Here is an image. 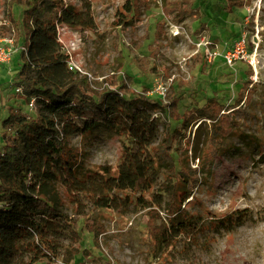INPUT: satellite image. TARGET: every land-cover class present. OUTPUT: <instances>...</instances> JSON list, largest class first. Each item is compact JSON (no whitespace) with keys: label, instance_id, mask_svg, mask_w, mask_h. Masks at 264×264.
<instances>
[{"label":"rangeland","instance_id":"374dc122","mask_svg":"<svg viewBox=\"0 0 264 264\" xmlns=\"http://www.w3.org/2000/svg\"><path fill=\"white\" fill-rule=\"evenodd\" d=\"M6 1L0 0V57H7L0 59V119L11 105L34 111L15 90L20 45ZM62 1L81 7V0ZM88 1L95 29L59 25L62 49L66 52L70 40H79L70 59L92 89L125 85L159 105L151 109L158 124L154 143L178 125L167 116L172 101L183 113L214 97L227 106L233 127L210 167L193 158L211 141L208 122L199 129L190 125L177 138L189 165L199 164L200 170L185 202L190 227L177 232L169 247L154 254L147 234L149 209L165 217L167 196L159 189L158 172L153 187L130 194V203L124 200L127 193L116 192L117 204L111 208L57 186L58 209L76 221L80 241L66 263L70 239L62 234L55 261L43 258L36 264H264V0H234L231 10L226 0H137L139 11L133 17L122 8L127 0ZM14 18L20 24L18 13ZM239 44L231 62L219 57L234 53ZM69 146L84 168L105 165L115 171L121 161V138L102 126L71 136ZM239 211L248 215L242 223L221 224ZM92 223L103 232L94 236L87 229Z\"/></svg>","mask_w":264,"mask_h":264},{"label":"trees","instance_id":"16d2710c","mask_svg":"<svg viewBox=\"0 0 264 264\" xmlns=\"http://www.w3.org/2000/svg\"><path fill=\"white\" fill-rule=\"evenodd\" d=\"M226 2L228 10L236 6L234 0ZM138 4L127 0L122 8L133 17ZM6 8L20 45L14 84L25 105L33 99L34 111L27 113L11 105L0 119V264H36L43 258L55 261L57 239L64 233L70 249L63 260L70 262L80 236L76 221L58 209L57 186L72 196L86 194L97 207L111 208L117 204L116 192L127 193L124 200L130 203V194L153 187L158 172L162 176L159 189L167 196L165 217L149 209L147 234L154 254L169 247L177 232L190 227L185 202L192 196L200 170L199 164L189 165L181 145H176L177 138L190 125L197 124L199 129L208 122L211 141L193 158L203 168L210 167L233 127L225 113L227 106L212 97L179 113L177 101H172L166 112L178 125L154 143L158 124L151 109L159 107L157 103H149L142 93L125 85L94 90L85 75L68 69V55L57 28L94 30L88 0H81L79 9L62 0H7ZM15 13L20 15V24ZM98 126L121 138V161L115 171L105 165L84 168L79 153L69 146L71 136L90 133ZM247 216L243 211L231 214L221 224L242 223ZM87 229L94 236L103 232L94 223Z\"/></svg>","mask_w":264,"mask_h":264},{"label":"built area","instance_id":"2783aa9c","mask_svg":"<svg viewBox=\"0 0 264 264\" xmlns=\"http://www.w3.org/2000/svg\"><path fill=\"white\" fill-rule=\"evenodd\" d=\"M78 39H72V40H70L69 42H68V45H67V51L65 52L67 55H68V62H67V65H68V69H70V70H72V71H76V70H74L73 69V66H75L73 63H72V61H71V59H70V53H69V51H75L76 49H77V46H78ZM240 51V44L239 45H237L236 46V49H235V52L234 53H231V52H227V53H225V54H221V55H219V57L220 58H222V59H224V60H226L227 62H231L232 61V59L234 58V57H236V53H238ZM214 55H218L219 53H217V52H214L213 53ZM7 57H5V56H3V57H0V59H6ZM17 92H21V90H20V88L19 87H16V89H15ZM27 105H29L30 107H32L33 106V99H30V101H29V103L27 104Z\"/></svg>","mask_w":264,"mask_h":264}]
</instances>
